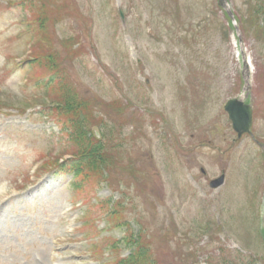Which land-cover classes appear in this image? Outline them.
Returning <instances> with one entry per match:
<instances>
[{
  "label": "rangeland",
  "instance_id": "rangeland-1",
  "mask_svg": "<svg viewBox=\"0 0 264 264\" xmlns=\"http://www.w3.org/2000/svg\"><path fill=\"white\" fill-rule=\"evenodd\" d=\"M254 2L0 0V264H264Z\"/></svg>",
  "mask_w": 264,
  "mask_h": 264
},
{
  "label": "trees",
  "instance_id": "trees-1",
  "mask_svg": "<svg viewBox=\"0 0 264 264\" xmlns=\"http://www.w3.org/2000/svg\"><path fill=\"white\" fill-rule=\"evenodd\" d=\"M250 3H253V0H250ZM255 12L256 14H261L264 17V0H255ZM73 121V128H74V132L75 135L73 137V140L77 142L80 150H79V154L76 155V160H74V170L81 172L83 170V168H85L84 165H89V167L91 166L92 168L95 166V164H97V154H100L97 152L98 147V142H95L93 140H90L87 137V134L83 127L82 124H79V121L72 119ZM78 130H83L82 131H78ZM78 131V132H77ZM88 132V131H87ZM100 151V150H99ZM99 158V157H98ZM119 264H136L134 258L130 257L127 259H124L122 261L119 262Z\"/></svg>",
  "mask_w": 264,
  "mask_h": 264
},
{
  "label": "water",
  "instance_id": "water-1",
  "mask_svg": "<svg viewBox=\"0 0 264 264\" xmlns=\"http://www.w3.org/2000/svg\"><path fill=\"white\" fill-rule=\"evenodd\" d=\"M226 110L229 113V118L232 121L233 128L238 133L240 138L244 133L251 132L253 122V109L250 105L246 104L243 100L232 98L226 104ZM225 182V175L211 181V188H219Z\"/></svg>",
  "mask_w": 264,
  "mask_h": 264
}]
</instances>
